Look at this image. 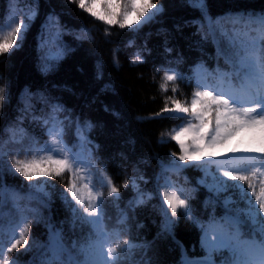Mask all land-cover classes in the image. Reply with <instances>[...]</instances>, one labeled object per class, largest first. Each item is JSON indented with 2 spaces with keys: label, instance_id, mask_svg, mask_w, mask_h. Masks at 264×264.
<instances>
[{
  "label": "trees",
  "instance_id": "obj_1",
  "mask_svg": "<svg viewBox=\"0 0 264 264\" xmlns=\"http://www.w3.org/2000/svg\"><path fill=\"white\" fill-rule=\"evenodd\" d=\"M153 2L162 6L161 12L139 31H133L121 29V22L109 25L97 19L80 9L78 0H0V22L6 21L5 33L21 21L28 23L27 17L34 13L19 48L14 46L0 55V88L5 97L0 100V139L8 141L11 136V131L5 130H21L19 142H9V146L19 150L18 158L24 159L22 149L26 150L33 139L39 146L48 141L43 122L55 115L57 120L63 119L65 143L89 163L83 176L76 173L79 182L90 179L91 186L103 193V227L109 232L119 231L121 239L134 245L126 256L123 246L118 250L121 264H184L185 260L201 259L205 256L201 226L231 214L224 198L234 201L229 206L232 209L247 207L237 190L216 195L208 189L210 175L206 185L201 182L205 178L202 169L185 167L166 174L185 188L183 197H187L188 208H178L170 229L165 230L157 195L164 179L161 164L175 160L173 152L180 154L170 134L184 121L169 118L176 114L162 109L166 104L173 108L174 100L190 103L198 80L217 84L218 67L231 72L224 57L218 56V50L227 48L222 34L231 35L236 29L243 34L242 40H254L256 25L235 21L245 13H264V0H203V11L192 0ZM261 44L264 46V42ZM137 56L142 63L133 62ZM170 70L177 75L174 81L164 78L165 71ZM231 79L238 84L235 76ZM80 129L83 140L77 137ZM3 159L7 164L12 162ZM244 168L251 166L246 164ZM13 173L15 170L9 171L6 166L0 169V186L21 194L15 202L5 195L0 209L5 213V229L18 219L14 204L36 211L26 213L29 245L21 243L18 249L6 253L11 264L18 257L20 264H41L49 235L57 231L72 255L82 261L84 256L72 248L73 242L79 248L93 229L75 219L64 199L76 175L65 171L60 177H44L49 195H37L45 201L40 203L27 198V180ZM247 174L248 181L229 183H243L245 188L251 183L259 194L264 189V175ZM105 177L118 194L109 195L110 188L102 184ZM140 193L151 197L136 204ZM80 195L87 206V190L82 188ZM72 205L78 206L75 201ZM122 216L126 217L123 225L118 223ZM243 232L247 237L249 229L245 227ZM2 239L10 247L7 231ZM227 256V252L215 253V264H221Z\"/></svg>",
  "mask_w": 264,
  "mask_h": 264
},
{
  "label": "snow or ice",
  "instance_id": "obj_2",
  "mask_svg": "<svg viewBox=\"0 0 264 264\" xmlns=\"http://www.w3.org/2000/svg\"><path fill=\"white\" fill-rule=\"evenodd\" d=\"M97 2L98 0H90V3L88 0H78V7L112 25L117 23V20L115 14L108 11V8L112 4L123 3L124 10L121 13L123 22L119 23L121 29L126 26L131 27L143 18L142 24L133 31H139V27L149 23L162 10V6L154 3L153 0H109L106 14L99 15L93 10ZM192 3L203 11V0H192ZM33 16L34 13L27 17L28 23L21 21L11 26L6 33L4 31L6 21L0 22V55L9 53L14 46L19 48ZM133 17L135 20L132 19ZM235 23L244 26L256 25L257 31V37L251 42L242 40L243 34L236 29H233L231 35L222 34L227 41V48L218 50V56L224 57L225 64L230 66L231 72H224L218 67L217 78L224 81L226 78L230 80L232 76H235L238 84L225 90L198 80L197 90L193 93L190 103L182 104L179 100H174L173 108H168L166 104L162 109V112L176 114L169 118L184 121L178 129L173 130L174 134H170V139L178 144L180 154L173 152L171 155L176 159L167 164H161V176L165 179V184L162 186V191L158 186L157 195L164 215L165 230L170 229L173 223L172 218L177 215L178 208H188L187 197H183V189H177L167 179L168 172H178L189 166L202 169L205 173L202 183L208 185L207 177L209 175L212 177L211 185H208L211 192L219 195L221 192L235 189L239 192L240 200L247 205L244 209H232L229 206L234 201L230 197H225V207L231 214H226L219 221L213 218L207 227L201 226L204 233L201 247L205 251V256L201 259L185 260L184 264H215L214 254L223 252H227L228 256L221 260V264H264V189L257 194L251 183L247 184V188L243 183H229V181H248L247 173L251 172L255 175L261 172V167L257 165H264V46L261 44L264 42V13H245L237 17ZM137 61L143 62L139 56L133 62ZM164 78L166 81H174L177 75L174 70L165 71ZM161 88L164 91L167 90L166 85H161ZM3 93L4 89L0 88V100L5 98ZM57 110L58 106L54 108V111ZM44 124L45 134L49 137L48 141L39 146V142L33 139L26 146V150L22 149L25 154L24 159L18 158L19 152L14 156L4 152L6 143L19 142L15 131L5 130L11 131L12 135L8 141L0 139V169L5 166L9 171L14 169L15 173H19L28 181L40 177H60L65 171L72 173L73 176L85 171L86 164L81 155L68 147L64 141L63 122L53 116L50 120H45ZM79 131L82 133L83 129ZM188 137L191 138L190 144L185 143V138ZM234 140L237 141V146L231 147ZM229 149L233 155L228 159H221L220 157H223ZM238 152L256 155H235ZM5 156L11 159V164H7L3 159ZM241 163L251 168H241L239 166ZM213 167L215 172H212ZM47 184L48 180H44L38 184H30L29 187L46 198L49 195L44 190ZM102 184L110 188V196L118 194V189L109 178L105 177ZM133 184L135 186V181ZM83 188L87 190V206H85V199L79 194L75 180L69 182L64 199L72 208L75 219L90 225L93 229V234L79 248L75 242L72 245V248L77 249L84 259L80 261L72 255L57 231L49 235L45 258L41 260V264H121L118 252L121 246L125 256L134 247L130 241L120 238L119 231L109 232L103 227V193L91 186L90 179L85 181ZM6 194L14 202L18 196L13 190L0 186V209L3 207ZM68 194L71 195V200L68 199ZM42 197L30 196L29 198L43 203ZM250 197H254L255 200L253 201ZM72 201L80 206L83 214L80 209L72 205ZM144 202V194H138L135 203ZM14 206L17 207L18 219L15 223H10L7 229L2 223L5 213L0 210V262L3 264H11L6 253L18 249L21 243L24 246L29 245L26 234L30 224L26 213L36 211L22 209L15 204ZM185 215L188 213L185 212ZM125 220L126 217L122 216L118 223L123 225ZM245 227L249 229L247 237L243 232ZM5 231L9 236L10 247H6L2 239ZM32 243L35 247L36 242L33 240ZM15 264H20L19 257Z\"/></svg>",
  "mask_w": 264,
  "mask_h": 264
},
{
  "label": "rangeland",
  "instance_id": "obj_3",
  "mask_svg": "<svg viewBox=\"0 0 264 264\" xmlns=\"http://www.w3.org/2000/svg\"><path fill=\"white\" fill-rule=\"evenodd\" d=\"M88 2L90 3V0H88ZM108 3H109V0H98V2H97V4L94 6V8H93V10L94 11H96L99 15H105L106 14V6L108 5ZM160 6V5H159ZM123 10H124V5H123V3H120V4H112V6L110 7V8H108V11H112L114 14H115V18H116V20H117V23L118 22H123V19H122V16H121V13L123 12ZM149 11H154V10H149ZM161 11H159L158 12V14L160 13ZM157 14V15H158ZM146 15H147V13H146ZM156 15V16H157ZM34 17V16H33ZM32 17V18H33ZM133 20H135V17H133L132 18ZM142 20H143V18H141V21H137V23H135V24H132V26L131 27H128V26H126L127 28H129V29H134V28H137V26L138 25H140V24H142ZM144 25V24H143ZM142 25V26H143ZM139 28H141V27H139ZM46 43V42H45ZM218 81V83L216 84V83H211L210 85H212V86H217V87H222V88H224L225 90H227V89H229L231 86H234V80H232L231 78H230V80L229 79H225L224 81H220L219 79L217 80ZM55 118H57V115H55L54 116ZM59 121H61L62 122V120L60 119ZM43 124H44V122H43ZM175 129H178V127L177 128H175ZM12 131H15V133H16V139H17V141H19L20 139H21V136L19 135V133H21V130H12ZM11 135H12V132H11ZM185 143L186 144H190L191 143V138L190 137H188V138H185ZM237 146V141L236 140H234L233 142H232V145H231V147H236ZM241 147H243V145H241ZM15 152V153H17V152H19V150H14L11 146H9V142L8 143H6L5 144V146H4V152L5 153H8L9 155H10V153L11 152ZM233 155V153H231V151H230V149L227 151V153L223 156V157H220L221 159H228L230 156H232ZM235 155H237V156H245V155H247V156H251V155H256V154H252V153H243V152H238V153H236ZM3 158H9L8 156H5V157H3ZM205 159H207V158H205ZM241 168H244L245 166H246V164H244V163H241L240 165H239ZM257 166H259V167H261V173L262 172H264V165H257ZM212 172H215V168L213 167V169H212ZM262 175H264V174H262ZM211 176V175H210ZM24 179H25V177H24ZM172 184H174L175 185V187L177 188V189H183V194H184V191H185V188H183V186H181V185H179V184H177L174 180H172V179H170V178H167ZM45 180V178L44 177H40V178H34L32 181H28L27 180V182H28V185H34V184H38V183H41L42 181H44ZM165 184V179H163L162 181H161V183H160V185H159V190L160 191H162L163 190V188H162V186ZM209 185H211V183L209 184ZM208 189H210L209 188V186H208ZM45 191H46V186H45V189H44ZM80 191V190H79ZM17 194H18V196H17V199H19L20 198V196H21V194L20 193H18V192H16ZM39 194H41V193H37L36 192V190L35 189H33V188H30L29 187V192H28V194H27V198H29L30 196H37V195H39ZM143 194V193H142ZM144 196H145V201L147 200V199H149L148 197H151V194H149V193H146V194H144ZM183 198V197H182ZM44 201V200H43ZM43 203H45V201L43 202ZM80 207V206H79ZM165 207H166V205H165ZM169 212H170V210H169ZM0 264H3V262H1Z\"/></svg>",
  "mask_w": 264,
  "mask_h": 264
}]
</instances>
